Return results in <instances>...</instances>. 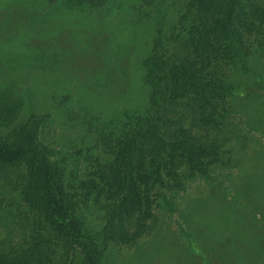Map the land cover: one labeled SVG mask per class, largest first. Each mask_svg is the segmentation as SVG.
Masks as SVG:
<instances>
[{
    "label": "trees",
    "instance_id": "trees-1",
    "mask_svg": "<svg viewBox=\"0 0 264 264\" xmlns=\"http://www.w3.org/2000/svg\"><path fill=\"white\" fill-rule=\"evenodd\" d=\"M10 1L0 5V28L41 27V18ZM45 1L50 7L72 9L105 4ZM142 1L152 3L156 13L167 5L165 0ZM173 30L180 54L164 57V47H152L139 61L145 100L120 109L123 120L115 150L114 143L109 146V166L83 175L75 163L67 169L39 141L40 126L33 116L10 138L0 137V170L23 167L1 186L11 192L16 211L25 207L32 216L28 244H0V264H97L110 242L117 243L113 234L130 242L144 230L143 220L152 215L156 199L167 197L163 187L185 189L192 177L210 178L211 167L223 163L218 147L229 138L228 131L236 132L230 116H238L247 130H264V0H186ZM160 37L156 29L153 45ZM18 41L31 46L28 36ZM33 49L47 53L49 48L36 43ZM117 80L118 88L108 94L119 98L126 72ZM18 107L19 100L0 91V126L10 124ZM239 139L240 145L246 142L243 135ZM111 181L122 191L114 197L108 193L102 201L100 193L110 191ZM238 181L229 197L237 203L231 213L226 202L210 208L213 229L203 250L217 264H264V166L244 171ZM90 204L104 206L101 237L86 224L83 207L90 212ZM255 213L259 219L253 218ZM125 216L134 220L130 232L123 225Z\"/></svg>",
    "mask_w": 264,
    "mask_h": 264
},
{
    "label": "rangeland",
    "instance_id": "rangeland-1",
    "mask_svg": "<svg viewBox=\"0 0 264 264\" xmlns=\"http://www.w3.org/2000/svg\"><path fill=\"white\" fill-rule=\"evenodd\" d=\"M16 1L42 21L34 31L31 26L0 28V91L19 100L10 124L0 126V137L10 138L9 134L33 116L40 126L39 141L54 150L52 158L67 169L74 168L75 163L82 175L102 170L113 159L109 146L114 143L115 150L123 120L120 109L141 105L145 100L140 59L152 47H164V57L180 54L173 26L186 0H165L167 5L157 13L152 3L142 0H105L96 9L50 7L45 0ZM4 2L12 1L0 0V5ZM156 29H160L161 37L153 45L151 37ZM26 36L30 47H22V41H18ZM38 42L48 46L47 53L32 50ZM121 72H126L127 80L117 98L108 92L117 87ZM230 120L236 132L228 131L229 138L218 147L223 163L211 167L210 178L192 177L185 189L163 187L167 197L164 201L156 199L152 215L143 220L144 230L130 242H121V236L113 234L117 243L110 242L97 264H217L213 255L203 250L213 229L210 208L226 202L231 213L237 203L229 197L240 182L238 178L252 167L264 166V130H247L234 114ZM242 135L246 142L240 145ZM22 171V166L0 170L1 245L22 247L30 240L31 212L25 207L16 211L11 192L1 186L5 177L14 178ZM107 187L109 192L100 193L102 201H107L108 193L114 197L122 191L115 181ZM83 209L87 226L98 230L101 237L104 206L90 204V212ZM34 218L38 222L37 214ZM253 218L259 219L258 214ZM123 225L130 232L134 220L125 216ZM54 252L60 253L58 248Z\"/></svg>",
    "mask_w": 264,
    "mask_h": 264
}]
</instances>
